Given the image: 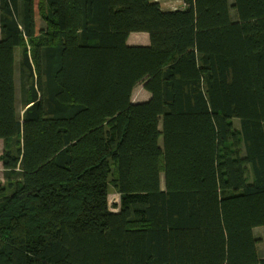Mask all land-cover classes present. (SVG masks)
I'll list each match as a JSON object with an SVG mask.
<instances>
[{
	"label": "trees",
	"instance_id": "16d2710c",
	"mask_svg": "<svg viewBox=\"0 0 264 264\" xmlns=\"http://www.w3.org/2000/svg\"><path fill=\"white\" fill-rule=\"evenodd\" d=\"M159 1L0 0V264H264V0Z\"/></svg>",
	"mask_w": 264,
	"mask_h": 264
},
{
	"label": "rangeland",
	"instance_id": "374dc122",
	"mask_svg": "<svg viewBox=\"0 0 264 264\" xmlns=\"http://www.w3.org/2000/svg\"><path fill=\"white\" fill-rule=\"evenodd\" d=\"M232 1V0H230ZM160 6L163 9V11H171V10H177V9H183L184 8V4L182 0H160ZM39 25L41 24V21L38 22ZM131 41L132 39L134 40H139V42L136 43H140L138 45H148L149 42V36L148 34H144V33H132L130 35ZM129 38V39H130ZM148 38V41H147ZM17 61L18 63L20 62V57L19 54L17 55ZM18 82H19V77H18ZM150 97V93L144 88L143 84H139L133 93V101L135 102H141V101H146L148 98ZM236 126H238V123H236ZM3 151V141H0V155L2 154ZM1 166V163H0ZM162 186H163V180H162ZM109 192H110V206H111V210L112 211H118L119 207V202H120V196L119 194L115 191V189L113 187L110 186L109 188ZM255 236L259 239V244H258V249H259V253L264 255V230L263 228H256L254 230Z\"/></svg>",
	"mask_w": 264,
	"mask_h": 264
},
{
	"label": "crops",
	"instance_id": "0c3cea01",
	"mask_svg": "<svg viewBox=\"0 0 264 264\" xmlns=\"http://www.w3.org/2000/svg\"><path fill=\"white\" fill-rule=\"evenodd\" d=\"M147 41H148V38H147ZM136 42H139V40L132 39V41H131V38L128 40V43L131 44V45H138V44H140V43H136Z\"/></svg>",
	"mask_w": 264,
	"mask_h": 264
}]
</instances>
